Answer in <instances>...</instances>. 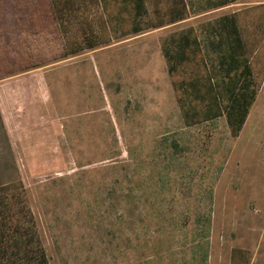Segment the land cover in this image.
<instances>
[{
    "label": "rangeland",
    "instance_id": "obj_1",
    "mask_svg": "<svg viewBox=\"0 0 264 264\" xmlns=\"http://www.w3.org/2000/svg\"><path fill=\"white\" fill-rule=\"evenodd\" d=\"M259 3L0 79V183L22 181L50 264H264V81L237 137L224 117L186 127L160 52Z\"/></svg>",
    "mask_w": 264,
    "mask_h": 264
},
{
    "label": "trees",
    "instance_id": "obj_2",
    "mask_svg": "<svg viewBox=\"0 0 264 264\" xmlns=\"http://www.w3.org/2000/svg\"><path fill=\"white\" fill-rule=\"evenodd\" d=\"M236 1L0 0V79ZM201 32L190 26L161 40L182 123L224 117L237 137L264 81V3L222 14ZM171 146L178 144L171 140ZM236 252L231 264H247ZM198 260L194 264H205L206 250ZM0 264H50L20 179L0 183Z\"/></svg>",
    "mask_w": 264,
    "mask_h": 264
},
{
    "label": "crops",
    "instance_id": "obj_3",
    "mask_svg": "<svg viewBox=\"0 0 264 264\" xmlns=\"http://www.w3.org/2000/svg\"><path fill=\"white\" fill-rule=\"evenodd\" d=\"M259 4H262V3H259ZM219 9H223V7H222V8H218V10H219ZM233 12H235V11H233Z\"/></svg>",
    "mask_w": 264,
    "mask_h": 264
}]
</instances>
